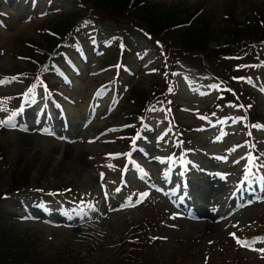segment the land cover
Returning <instances> with one entry per match:
<instances>
[{
  "label": "rangeland",
  "instance_id": "rangeland-1",
  "mask_svg": "<svg viewBox=\"0 0 264 264\" xmlns=\"http://www.w3.org/2000/svg\"><path fill=\"white\" fill-rule=\"evenodd\" d=\"M167 1L191 14L219 18L227 12L226 0ZM236 1L243 21L250 15L244 9L264 3ZM38 2V12L52 11L28 21L36 14L30 0H0V10L7 12L0 24V121L15 114L14 127L0 125V186L3 191L12 187V171L21 162L30 165L33 180L43 179L49 193L75 191L82 206L66 202L68 194L57 195L59 202L35 192L25 198L8 195L2 203L18 217L9 223L40 233L44 247L52 241L64 244L79 264H105L134 242L146 248L142 254L153 255L149 264H177L180 257L185 258L182 264H264V166L252 165L249 172L248 160L256 150L264 163V129L253 130L249 137L248 121L238 107L219 106L220 90L187 68L176 74L171 108L156 106L141 121L125 107L126 97H131L132 86H150L163 78L156 55L134 48L127 54L129 64L119 66L124 42L109 50L115 40L105 36L99 48L91 24L80 29V41H87L91 58L82 59L77 40L79 70L68 68L71 81L59 74L62 80L56 83L53 74L52 85L47 84L56 90L65 115L38 82L22 105L14 103L10 93L28 87L7 75L17 72L19 41L38 40L46 19L77 8L68 0ZM243 84L250 94L246 101L264 112L263 77L253 69ZM135 125L142 126L139 147L124 152L120 133ZM180 127L185 138L175 140L173 131ZM133 202L139 204L127 207ZM208 222L212 230L206 228Z\"/></svg>",
  "mask_w": 264,
  "mask_h": 264
},
{
  "label": "trees",
  "instance_id": "trees-1",
  "mask_svg": "<svg viewBox=\"0 0 264 264\" xmlns=\"http://www.w3.org/2000/svg\"><path fill=\"white\" fill-rule=\"evenodd\" d=\"M68 1L77 8L69 13L47 17L44 22L48 25L42 28L38 40L19 41L14 54L17 72L7 75L12 80L21 79L28 87L10 93L9 97L14 99V103H20L26 91L27 94L32 93L39 78L52 85L50 81L56 74V83H60V71L67 72L77 59L74 47L75 42L81 39V27L91 24L99 39L110 36L115 44L124 42L125 63L129 64L127 58L131 55L127 54L133 52L134 48L147 49L161 60L157 68L163 78L150 86H132L128 92L131 97H126L129 105L125 107L137 117L146 118L154 106L172 104L171 93L176 86V73L187 68L197 77L220 87L219 106L228 109L229 105H243L240 110L248 124L264 126V112L254 102L246 101L250 94L243 84L253 69L264 79V3L244 9L250 15L244 17L243 21L236 0L224 2L227 12L219 18L206 12L191 14L179 8L178 4L170 5L166 0ZM2 13L4 11L0 10V20L6 22ZM104 22L108 25L105 26ZM214 43L217 44L213 46ZM135 44L137 47H134ZM79 45L88 50L87 41H80ZM210 112L216 113V108ZM181 128L178 132L185 138L184 129ZM251 129L247 125V131L251 132ZM136 134L135 129L121 133L118 142L122 151L130 148ZM255 157L257 164L264 165L259 151L255 150ZM31 174L30 165L20 162L17 169L12 171V187L3 191L0 186V264H79L73 256L74 252L64 244L57 245L56 241H52L48 247H44L40 233L9 223L13 217H18L3 204L7 202L8 195L47 192L41 184L43 179L33 180ZM66 190L60 188L55 191L79 197L77 192ZM122 249L123 255L116 253V259H105V264H149L154 261L153 255L142 254L146 253V248L141 249L135 242ZM184 259L178 258L177 264L184 263Z\"/></svg>",
  "mask_w": 264,
  "mask_h": 264
},
{
  "label": "snow or ice",
  "instance_id": "snow-or-ice-1",
  "mask_svg": "<svg viewBox=\"0 0 264 264\" xmlns=\"http://www.w3.org/2000/svg\"><path fill=\"white\" fill-rule=\"evenodd\" d=\"M244 67H249V66H247V65H245ZM249 83H251V80H249L248 81ZM0 83H3V82H0ZM217 89H219V86L217 85V86H215ZM262 91H264V89H262ZM202 95L204 94V93H201ZM234 107H236L235 105H234ZM238 107H240V108H243L244 106L243 105H239ZM154 110V109H153ZM14 116H15V114H13V116L12 117H10L8 120H5V121H0V125H3V126H12V127H14V125L12 124V119L14 118ZM203 118V117H202ZM221 123H225V121H221ZM251 127L252 128H261V129H264V126H262V125H256V124H254V125H251ZM249 135H251V132H249ZM252 147H255L254 145L252 146ZM255 157H252L251 155L248 157V160H249V172H250V170H251V166L254 164V162H255ZM262 166H264V165H262ZM146 195V194H145ZM69 216H70V214H69ZM71 218V217H70ZM233 236H234V234H233ZM237 243H240L241 244V246H243V247H250V245H249V243L248 242H241V241H239V240H237ZM261 251H264V250H261Z\"/></svg>",
  "mask_w": 264,
  "mask_h": 264
},
{
  "label": "bare ground",
  "instance_id": "bare-ground-1",
  "mask_svg": "<svg viewBox=\"0 0 264 264\" xmlns=\"http://www.w3.org/2000/svg\"><path fill=\"white\" fill-rule=\"evenodd\" d=\"M205 212H207L208 213V211H206V210H204ZM205 214V213H204ZM203 214V215H204ZM206 215V214H205ZM207 218L209 219V218H212V216L210 215V214H207ZM210 222H208V225L206 226V228L208 229V230H212V226H210Z\"/></svg>",
  "mask_w": 264,
  "mask_h": 264
}]
</instances>
